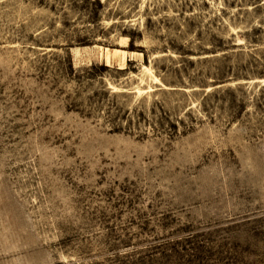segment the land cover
Listing matches in <instances>:
<instances>
[{"label": "rangeland", "instance_id": "1", "mask_svg": "<svg viewBox=\"0 0 264 264\" xmlns=\"http://www.w3.org/2000/svg\"><path fill=\"white\" fill-rule=\"evenodd\" d=\"M0 264H264V0H0Z\"/></svg>", "mask_w": 264, "mask_h": 264}]
</instances>
